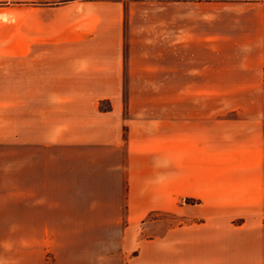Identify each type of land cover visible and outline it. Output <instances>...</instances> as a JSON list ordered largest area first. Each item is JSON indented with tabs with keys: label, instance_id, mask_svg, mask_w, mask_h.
Listing matches in <instances>:
<instances>
[{
	"label": "crops",
	"instance_id": "0c3cea01",
	"mask_svg": "<svg viewBox=\"0 0 264 264\" xmlns=\"http://www.w3.org/2000/svg\"><path fill=\"white\" fill-rule=\"evenodd\" d=\"M1 150L0 264H264V0H0Z\"/></svg>",
	"mask_w": 264,
	"mask_h": 264
},
{
	"label": "rangeland",
	"instance_id": "374dc122",
	"mask_svg": "<svg viewBox=\"0 0 264 264\" xmlns=\"http://www.w3.org/2000/svg\"><path fill=\"white\" fill-rule=\"evenodd\" d=\"M143 88V90H141L142 92H150V93H156V87H138ZM140 92V90L138 91ZM55 156H61V157H71V156H76L73 155V153L70 151H65V152H58L57 155ZM76 164L73 166L68 167H63L62 171H60L61 173L65 174L67 172L71 173L72 169H74V173H78L80 174V162H75ZM25 167L22 166H17L14 167L12 164V154H11V150L9 151H0V207L3 208V210L0 212V236L4 237V236H12L13 233H20L21 235L24 233H27L28 231L26 230H21V231H14L11 226H12V222L16 219V218H22V214H18L16 213V207H18L19 209V205L20 202L22 200H28V199H22L20 198L18 195L15 197L13 195V190L14 187L13 185H21L22 182H20V179L23 180L22 177V173H23V169ZM69 170V171H68ZM15 175H17V178L15 177ZM15 179H17V181H15ZM75 185H80V181L77 183H73ZM158 215H151L150 217H148L149 220H151L152 218H156ZM161 217H164L165 221L167 222H172V221H179L178 219H176V217H174L173 215H160ZM175 218V220H174ZM237 221H239V219H234V222L236 223ZM11 225V226H10ZM156 233V230H150V237H153ZM230 239H235V238H231ZM235 241H233L232 243H230V247H229V257H236L235 256V252H236V248H235ZM214 254H220V247L219 246H215L214 247Z\"/></svg>",
	"mask_w": 264,
	"mask_h": 264
}]
</instances>
